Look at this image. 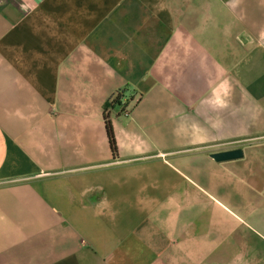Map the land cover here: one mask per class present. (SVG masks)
Returning <instances> with one entry per match:
<instances>
[{
	"label": "crops",
	"instance_id": "1",
	"mask_svg": "<svg viewBox=\"0 0 264 264\" xmlns=\"http://www.w3.org/2000/svg\"><path fill=\"white\" fill-rule=\"evenodd\" d=\"M0 264H264V0H0Z\"/></svg>",
	"mask_w": 264,
	"mask_h": 264
},
{
	"label": "trees",
	"instance_id": "2",
	"mask_svg": "<svg viewBox=\"0 0 264 264\" xmlns=\"http://www.w3.org/2000/svg\"><path fill=\"white\" fill-rule=\"evenodd\" d=\"M120 95L119 93L113 98L112 102L107 103V106L109 107L113 103H119ZM105 130H106V135L109 143L110 150L113 154L116 152V144H115V137L114 133L112 130V127L110 125L109 121H105Z\"/></svg>",
	"mask_w": 264,
	"mask_h": 264
},
{
	"label": "water",
	"instance_id": "3",
	"mask_svg": "<svg viewBox=\"0 0 264 264\" xmlns=\"http://www.w3.org/2000/svg\"><path fill=\"white\" fill-rule=\"evenodd\" d=\"M241 155L242 151L239 148L211 153V157L217 161L235 159L240 157Z\"/></svg>",
	"mask_w": 264,
	"mask_h": 264
},
{
	"label": "rangeland",
	"instance_id": "4",
	"mask_svg": "<svg viewBox=\"0 0 264 264\" xmlns=\"http://www.w3.org/2000/svg\"><path fill=\"white\" fill-rule=\"evenodd\" d=\"M110 102H112V100Z\"/></svg>",
	"mask_w": 264,
	"mask_h": 264
},
{
	"label": "built area",
	"instance_id": "5",
	"mask_svg": "<svg viewBox=\"0 0 264 264\" xmlns=\"http://www.w3.org/2000/svg\"><path fill=\"white\" fill-rule=\"evenodd\" d=\"M113 100V99H112Z\"/></svg>",
	"mask_w": 264,
	"mask_h": 264
}]
</instances>
